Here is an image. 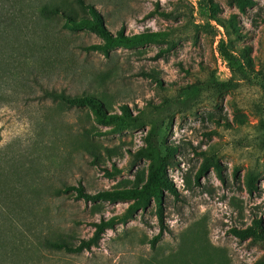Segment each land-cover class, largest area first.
Listing matches in <instances>:
<instances>
[{
  "label": "rangeland",
  "instance_id": "1",
  "mask_svg": "<svg viewBox=\"0 0 264 264\" xmlns=\"http://www.w3.org/2000/svg\"><path fill=\"white\" fill-rule=\"evenodd\" d=\"M7 1L3 13L47 3L90 17L74 0ZM84 1L112 34L167 38L104 55L81 49L102 42L93 32L35 16L0 40V178L13 211L9 226L0 214V264H264L260 246L231 233L255 222L264 232V0L243 12L229 0H212L215 12L209 0ZM45 91L94 97L128 124ZM148 142L172 160L162 222L153 201L78 250L133 201L84 202L64 188H141Z\"/></svg>",
  "mask_w": 264,
  "mask_h": 264
},
{
  "label": "trees",
  "instance_id": "2",
  "mask_svg": "<svg viewBox=\"0 0 264 264\" xmlns=\"http://www.w3.org/2000/svg\"><path fill=\"white\" fill-rule=\"evenodd\" d=\"M77 7L82 10V12L88 13V16H83L81 18L76 17L71 10L66 11L62 5H50L43 4L37 8V12L30 10L27 14L24 10H19V13H12L10 10L6 13L0 11V40L3 42L4 38L10 36L9 32H14L26 21L32 22L35 16L42 18H52L60 17L63 20L62 27L66 30H79L81 28L87 29L90 32L96 34L100 39L101 43L92 44L89 46L81 47L82 50L87 52H101L104 55L115 48H125L132 49L137 46H141L149 43H159L163 42L167 38V34L164 32H142L132 35H127L125 33L124 27H121L115 34H112L108 31L104 25L103 18L101 15L94 9L90 4H87L84 0H74ZM230 2L236 4L238 9L243 12L245 7L251 5V0H229ZM9 2V0L7 1ZM6 2V3H7ZM210 8L215 12V4L212 0H209ZM3 3V0H0V5ZM21 3L22 8L31 9V5L27 3L26 0H16L15 4ZM5 4V3H4ZM10 4V3H9ZM34 6V5H33ZM215 16V15H214ZM217 22H220L223 28H226L225 25L218 19H214ZM230 27L233 30V19H230ZM161 51L159 54H161ZM157 54V56H159ZM44 98L49 99L53 102H59L67 107H82L87 106L93 113L94 117L104 125L118 123V129L123 127L126 121L118 115H107L101 103L94 97L87 95H76L69 96L64 93H55L52 91H45ZM114 130V129H112ZM151 139V137H150ZM153 140V139H152ZM137 156L140 159H146L149 161L148 174L146 182L141 186V188H130V189H117L109 192H98L94 195L88 194L85 190L80 187H65L64 191L67 193L73 191L75 193V199L83 200L84 202H96L100 200L107 201H117V200H132L133 202L126 209L124 214L119 217H112L108 220L102 219L99 223H95L96 227L94 236L88 241H81L78 250L82 248H88L90 245H95L100 237V235L105 231V229L110 228L117 220L125 221L131 218L133 213H136L139 209H145L151 202H155L157 214L160 222H162V203H163V190H172L170 183L166 177L167 166L171 164V157L169 155L163 156L157 147L151 142L145 147L140 148L137 151ZM206 169L205 166H202L200 173L204 172ZM0 194L4 195L3 197V206L0 209V214L6 216V225H10L9 216H12L13 211L11 206L8 204L11 202L7 200L9 197V191L11 190L8 187L7 181H3L0 178ZM12 205V204H11ZM15 209V208H14ZM16 211V209H15ZM17 212V211H16ZM8 228V227H7ZM10 228V227H9ZM8 228V229H9ZM258 230V231H256ZM231 233L239 238H250L255 244L260 246L264 250V232L260 227L258 222L254 223V229H232Z\"/></svg>",
  "mask_w": 264,
  "mask_h": 264
}]
</instances>
